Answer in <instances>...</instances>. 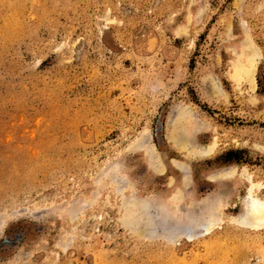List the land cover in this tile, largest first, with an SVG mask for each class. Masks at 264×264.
I'll use <instances>...</instances> for the list:
<instances>
[{
  "label": "rangeland",
  "instance_id": "obj_1",
  "mask_svg": "<svg viewBox=\"0 0 264 264\" xmlns=\"http://www.w3.org/2000/svg\"><path fill=\"white\" fill-rule=\"evenodd\" d=\"M250 195L264 0H0V264H264Z\"/></svg>",
  "mask_w": 264,
  "mask_h": 264
},
{
  "label": "bare ground",
  "instance_id": "obj_2",
  "mask_svg": "<svg viewBox=\"0 0 264 264\" xmlns=\"http://www.w3.org/2000/svg\"><path fill=\"white\" fill-rule=\"evenodd\" d=\"M247 46H249V45H247ZM254 52L255 51L251 48L247 51V57L251 60V62H254V60L256 59ZM254 57H255V59H254ZM234 76L235 77L244 76L245 78H248L251 81H252V77H253L251 70H248L247 68H239V67L234 69ZM172 138H174V137H172ZM179 140H181V139H179ZM178 148L183 149V150H187L188 152H190L192 154L196 152V151L191 150L188 147L187 142H183L181 144H178ZM226 174L227 175L231 174V171H227V172L225 171L224 173H221L220 176H224ZM253 185H255V184H253ZM232 222L234 224H236L237 226L244 228V229L254 230V229H258L260 227H263L264 226V206H262V203H260L258 200L252 199V197L250 195V196H248V199L246 202L245 213H243V215L239 219H237V220L233 219ZM209 228H210V226L206 227L204 232H208L210 230Z\"/></svg>",
  "mask_w": 264,
  "mask_h": 264
}]
</instances>
